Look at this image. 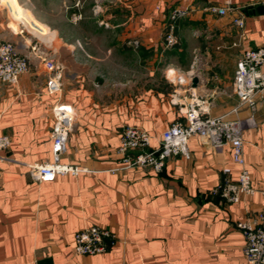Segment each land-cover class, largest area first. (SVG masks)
I'll return each mask as SVG.
<instances>
[{
    "label": "crops",
    "instance_id": "obj_1",
    "mask_svg": "<svg viewBox=\"0 0 264 264\" xmlns=\"http://www.w3.org/2000/svg\"><path fill=\"white\" fill-rule=\"evenodd\" d=\"M43 1L32 7L4 0L10 25L0 12V41L30 54L34 40L15 31L28 22L35 35L56 43L44 42L64 66L59 92L48 89V72L33 56L18 84L0 81V135L11 138L10 148L0 150V264H245L246 240L236 222L264 210V100L255 109L241 105L233 80L242 53L264 47V0H106L99 13L84 17L85 27L68 34L44 22L55 21L51 14L36 15L50 10L52 0ZM223 7L224 14L214 10ZM174 8L189 12L176 22L177 43L168 47ZM192 95L206 101L208 116L252 117L243 138L253 195L231 203L214 193L223 168L235 180L240 166L229 145L217 150L198 135L188 141L190 158L169 156L159 173L119 169L123 129L142 127L157 146L172 122L185 119ZM58 101L77 113L60 161L82 171L36 180L28 165L54 160ZM93 225L112 230L116 244L77 254L76 232Z\"/></svg>",
    "mask_w": 264,
    "mask_h": 264
},
{
    "label": "built area",
    "instance_id": "obj_2",
    "mask_svg": "<svg viewBox=\"0 0 264 264\" xmlns=\"http://www.w3.org/2000/svg\"><path fill=\"white\" fill-rule=\"evenodd\" d=\"M80 1L75 3L77 8L73 12V21L82 18L79 11ZM5 8L4 0H0V12ZM101 10L95 5L94 12ZM220 14L226 13V8H214ZM188 8H174L169 12L165 29V44L172 47L177 43L175 27L178 19L188 14ZM235 22L242 24L240 20ZM137 45V42H134ZM30 54L19 51L18 46L11 41H0V81L8 84H18L20 77L30 70L31 56L39 60L48 72L47 86L51 92H59L62 88V74L64 66L57 60V53L42 42H33L29 46ZM264 47L245 50L237 61L234 74L233 88L241 105L255 109L258 100H264ZM176 94V93H175ZM176 103L180 96L174 95ZM205 100L192 95L189 103L183 109L184 120L172 122L158 137V145L152 146L153 136L145 129L135 125L126 126L120 137L119 152L122 153L120 170L130 168H151L159 173L163 170L166 160L172 155H182L190 158L188 141L193 135H198L207 145L221 150L224 145L232 149V159L240 166L237 179L229 176L230 167L223 168L225 179L214 189V193L227 202L237 203L244 195H253L256 188L246 166L244 155L243 131L246 122L240 118L227 119L222 116H208L205 113ZM237 110V109H234ZM54 118L52 137L51 162L29 164V172L36 180H53L58 175L78 174L82 169L73 164L60 161V156L66 148V142L77 120V113L71 104L63 101L56 102L52 107ZM11 146L8 135H0V150H7ZM236 227L242 231L246 244L244 254L245 264H264V210L239 219ZM117 242L116 234L109 228L93 225L76 232L74 236L75 252L79 255H94L104 253L109 245Z\"/></svg>",
    "mask_w": 264,
    "mask_h": 264
},
{
    "label": "rangeland",
    "instance_id": "obj_3",
    "mask_svg": "<svg viewBox=\"0 0 264 264\" xmlns=\"http://www.w3.org/2000/svg\"><path fill=\"white\" fill-rule=\"evenodd\" d=\"M78 1H80V3H81L79 11L82 13V18L79 19L78 21H73V19H72L73 12L77 11V8L74 7V5ZM28 2L33 7V5L31 4V3H33V0H28ZM43 2H44L43 0H35L34 3H37V5L41 4L43 7V4H44ZM103 2H106V0H52V4L49 7L50 10L47 13L40 11L37 7L36 8L38 9V12L35 11V13L41 20H42V18H41L42 15L48 16V14H51L53 20H55V21L48 23L47 22L48 20H47L44 22H46L48 25L52 24L54 26V27H52L50 25V28L52 30L60 27V29L64 30L65 33L68 34V32L66 31L67 29H72V28L73 29L74 28L79 29V28L85 27L83 24V22H84L83 20H85L84 17L96 15L97 13H99L100 11L94 12V6L95 5L100 6V4H102ZM2 16H3V19L5 20L6 24L10 25L12 22H14V19H13L11 13L9 12V9L7 6H5V8L2 9ZM10 28L12 29V27H10ZM20 30L23 31L22 33L24 35L32 38V40H34V42H42L43 45H45L44 44V42H45L48 47H53L56 44L55 42H53V43H52V41L47 42V41L41 39L39 36L35 35L29 28L24 26L22 23H19V27L15 31L19 32Z\"/></svg>",
    "mask_w": 264,
    "mask_h": 264
},
{
    "label": "water",
    "instance_id": "obj_4",
    "mask_svg": "<svg viewBox=\"0 0 264 264\" xmlns=\"http://www.w3.org/2000/svg\"><path fill=\"white\" fill-rule=\"evenodd\" d=\"M198 78L196 76L192 77V86H197Z\"/></svg>",
    "mask_w": 264,
    "mask_h": 264
},
{
    "label": "bare ground",
    "instance_id": "obj_5",
    "mask_svg": "<svg viewBox=\"0 0 264 264\" xmlns=\"http://www.w3.org/2000/svg\"><path fill=\"white\" fill-rule=\"evenodd\" d=\"M19 23H22L24 26H26V27H28L29 25H28V22H25V21H19L18 22V27H19Z\"/></svg>",
    "mask_w": 264,
    "mask_h": 264
}]
</instances>
